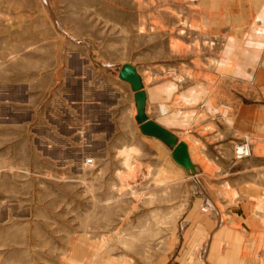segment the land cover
Returning <instances> with one entry per match:
<instances>
[{
    "label": "rangeland",
    "instance_id": "1",
    "mask_svg": "<svg viewBox=\"0 0 264 264\" xmlns=\"http://www.w3.org/2000/svg\"><path fill=\"white\" fill-rule=\"evenodd\" d=\"M4 209L0 264H264V0H0Z\"/></svg>",
    "mask_w": 264,
    "mask_h": 264
},
{
    "label": "water",
    "instance_id": "2",
    "mask_svg": "<svg viewBox=\"0 0 264 264\" xmlns=\"http://www.w3.org/2000/svg\"><path fill=\"white\" fill-rule=\"evenodd\" d=\"M117 77L119 80L127 83L133 91L135 104L134 120L138 124L140 133L144 136L157 139L166 145L170 149V158L173 163L186 173L194 175V166L190 162L186 145L177 140L176 136L171 132L146 117L144 113L145 96L141 90V82L135 69L129 64H124L120 67Z\"/></svg>",
    "mask_w": 264,
    "mask_h": 264
},
{
    "label": "built area",
    "instance_id": "3",
    "mask_svg": "<svg viewBox=\"0 0 264 264\" xmlns=\"http://www.w3.org/2000/svg\"><path fill=\"white\" fill-rule=\"evenodd\" d=\"M77 103L78 104L69 100V101H67L66 105H63L58 109L59 112H53V115L56 117L53 121L58 123L57 126H59V125L64 126L65 127L64 129H66V130H73L74 126L71 125V123H69L68 121H66V119L68 117H70V118L75 117V113H77V115H80L81 112H83V109H81V107H79V105H80L79 102H77ZM81 115H83V114H81ZM89 126H91V124ZM79 135H78V139H81V137ZM237 147L241 148L242 151H238L235 148L234 154H235V158L240 159L247 154V152H245V150L247 151L246 139H244V142L242 144L237 145ZM90 163H91V161L89 159L84 160V164H90Z\"/></svg>",
    "mask_w": 264,
    "mask_h": 264
},
{
    "label": "crops",
    "instance_id": "4",
    "mask_svg": "<svg viewBox=\"0 0 264 264\" xmlns=\"http://www.w3.org/2000/svg\"><path fill=\"white\" fill-rule=\"evenodd\" d=\"M77 90V94H79V96H80V90L78 89V88H76L75 89V91ZM80 99V97H77V100H79ZM80 101V100H79ZM97 108H99V106L97 107V104L96 105H94L93 106V109H97ZM97 120V119H96ZM81 121V120H80ZM79 121V123H81ZM96 127H98L97 125L95 126V128L94 129H97ZM62 129H64V127H62ZM92 130L90 133H94V134H98L99 133V129H98V131H96V132H93V131H95V130ZM93 135V134H92ZM34 144L38 147V145L40 146L41 145V142H40V139H35L34 140ZM39 148V147H38ZM50 160H52V161H56V160H53V159H50ZM65 160V159H64ZM64 160H61V161H59L58 163H63L64 162ZM57 162V161H56ZM9 207H11V205H10V203L8 202V203H6L5 205H2L1 206V208L3 209V208H9ZM5 209L4 210H2V211H0V213H1V215H2V218H1V221H4V220H6V218H7V212L5 211ZM33 210V209H32ZM29 211H31V207L29 206L28 207V209H27V212L29 213ZM215 233V232H214ZM213 245H214V242L212 243Z\"/></svg>",
    "mask_w": 264,
    "mask_h": 264
},
{
    "label": "bare ground",
    "instance_id": "5",
    "mask_svg": "<svg viewBox=\"0 0 264 264\" xmlns=\"http://www.w3.org/2000/svg\"><path fill=\"white\" fill-rule=\"evenodd\" d=\"M178 140V139H177ZM181 142H183V141H181ZM184 143V142H183ZM185 144V143H184ZM186 145V144H185ZM236 149L238 150V151H242L241 150V148H239V147H237L236 146ZM187 151H188V149H187ZM245 152H247L246 150H245ZM189 155V154H188ZM189 159H190V157H189ZM190 162H191V160H190ZM192 163V162H191ZM192 165H193V163H192ZM194 166V165H193ZM188 174V173H187ZM194 174H195V166H194ZM190 175V174H189ZM192 175V174H191Z\"/></svg>",
    "mask_w": 264,
    "mask_h": 264
}]
</instances>
